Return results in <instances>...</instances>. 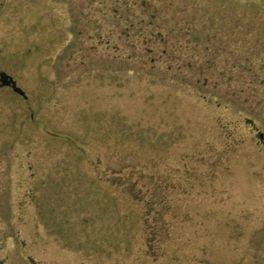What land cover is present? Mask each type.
<instances>
[{"label":"rangeland","instance_id":"rangeland-1","mask_svg":"<svg viewBox=\"0 0 264 264\" xmlns=\"http://www.w3.org/2000/svg\"><path fill=\"white\" fill-rule=\"evenodd\" d=\"M0 52L5 264H264V0H0Z\"/></svg>","mask_w":264,"mask_h":264},{"label":"flooded vegetation","instance_id":"flooded-vegetation-1","mask_svg":"<svg viewBox=\"0 0 264 264\" xmlns=\"http://www.w3.org/2000/svg\"><path fill=\"white\" fill-rule=\"evenodd\" d=\"M6 57L0 52V198L10 200L12 197L9 192L12 187L37 186L38 167L35 162H13L12 159L6 162L3 159L6 150L4 139H17L23 134L26 137L28 135L27 124L36 127L37 100L31 98L29 104L27 88L16 78L17 68L13 65L11 69L8 64L9 59ZM24 122L27 124L23 126ZM25 156L26 159L31 158L29 152ZM32 192L33 190L29 189L25 195H31ZM27 260L31 264H39L30 256ZM0 264H5V260L0 259Z\"/></svg>","mask_w":264,"mask_h":264},{"label":"trees","instance_id":"trees-1","mask_svg":"<svg viewBox=\"0 0 264 264\" xmlns=\"http://www.w3.org/2000/svg\"><path fill=\"white\" fill-rule=\"evenodd\" d=\"M157 201H158V200H157ZM159 201H160V202H159ZM159 201H158V202H159V204H160V203H161V200H159ZM151 204H154V203L150 202V205H151Z\"/></svg>","mask_w":264,"mask_h":264}]
</instances>
